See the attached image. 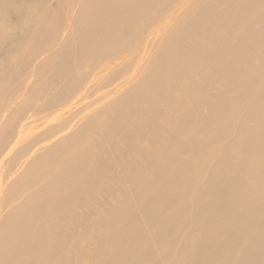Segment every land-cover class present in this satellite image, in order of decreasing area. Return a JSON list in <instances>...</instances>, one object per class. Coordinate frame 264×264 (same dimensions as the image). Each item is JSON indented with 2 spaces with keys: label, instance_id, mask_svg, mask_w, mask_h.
Listing matches in <instances>:
<instances>
[{
  "label": "bare ground",
  "instance_id": "obj_1",
  "mask_svg": "<svg viewBox=\"0 0 264 264\" xmlns=\"http://www.w3.org/2000/svg\"><path fill=\"white\" fill-rule=\"evenodd\" d=\"M29 29L0 264H264V0H48Z\"/></svg>",
  "mask_w": 264,
  "mask_h": 264
},
{
  "label": "rangeland",
  "instance_id": "obj_2",
  "mask_svg": "<svg viewBox=\"0 0 264 264\" xmlns=\"http://www.w3.org/2000/svg\"><path fill=\"white\" fill-rule=\"evenodd\" d=\"M19 1V2H17ZM48 0H16L15 1V9L12 11H8L7 13V24L11 25L14 35L12 34V39L7 41L5 46L2 48L0 52V83L4 82L5 79L8 78L10 66H12L14 60L16 59L13 51L18 52L23 43L24 36L30 33V27L35 24V15L39 8L47 5ZM24 2V3H20ZM34 3V4H33ZM20 5V6H19ZM20 9H17L19 8ZM15 20V21H14ZM23 21V28H21V22ZM14 26V27H13ZM15 30V31H14ZM16 32V33H15ZM21 32H24L25 35L20 36ZM15 38V41H14ZM11 44V45H9ZM14 52V53H15Z\"/></svg>",
  "mask_w": 264,
  "mask_h": 264
}]
</instances>
